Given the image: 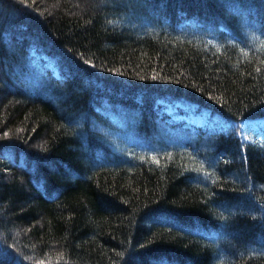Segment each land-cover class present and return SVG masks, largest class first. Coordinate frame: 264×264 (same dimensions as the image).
I'll return each instance as SVG.
<instances>
[{
  "label": "trees",
  "instance_id": "trees-1",
  "mask_svg": "<svg viewBox=\"0 0 264 264\" xmlns=\"http://www.w3.org/2000/svg\"><path fill=\"white\" fill-rule=\"evenodd\" d=\"M0 264H264V0H0Z\"/></svg>",
  "mask_w": 264,
  "mask_h": 264
},
{
  "label": "rangeland",
  "instance_id": "rangeland-1",
  "mask_svg": "<svg viewBox=\"0 0 264 264\" xmlns=\"http://www.w3.org/2000/svg\"><path fill=\"white\" fill-rule=\"evenodd\" d=\"M37 60L38 59H35L34 62L37 63V64H40ZM40 66H42V65H40ZM192 119L195 120V121H197V123H200V121H201V117L199 115L194 114V113L192 114ZM239 126L242 127V129H243V134H244L243 136L244 137H246L245 134L247 133V131L249 129H250V131H253V132H256L257 131L255 127H253L251 124L250 125H246L245 122H241L239 124Z\"/></svg>",
  "mask_w": 264,
  "mask_h": 264
}]
</instances>
